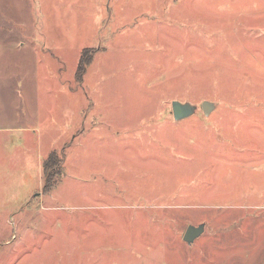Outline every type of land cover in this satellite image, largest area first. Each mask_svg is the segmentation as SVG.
I'll return each instance as SVG.
<instances>
[{
    "label": "rangeland",
    "instance_id": "1",
    "mask_svg": "<svg viewBox=\"0 0 264 264\" xmlns=\"http://www.w3.org/2000/svg\"><path fill=\"white\" fill-rule=\"evenodd\" d=\"M0 264H264V0H0Z\"/></svg>",
    "mask_w": 264,
    "mask_h": 264
},
{
    "label": "water",
    "instance_id": "2",
    "mask_svg": "<svg viewBox=\"0 0 264 264\" xmlns=\"http://www.w3.org/2000/svg\"><path fill=\"white\" fill-rule=\"evenodd\" d=\"M215 105L211 102L204 101L202 102L200 108L205 116H208L209 113L213 110ZM197 111V107L190 103H181L179 101L171 102V112L173 120L176 122L185 120L193 116ZM205 231V224L201 223L197 226L188 225L183 234L182 240L187 245H192L195 240L200 238Z\"/></svg>",
    "mask_w": 264,
    "mask_h": 264
},
{
    "label": "trees",
    "instance_id": "3",
    "mask_svg": "<svg viewBox=\"0 0 264 264\" xmlns=\"http://www.w3.org/2000/svg\"><path fill=\"white\" fill-rule=\"evenodd\" d=\"M62 162L63 157L56 151H53L42 163L43 174V191L44 193L50 192L56 183L53 179L62 175Z\"/></svg>",
    "mask_w": 264,
    "mask_h": 264
},
{
    "label": "crops",
    "instance_id": "4",
    "mask_svg": "<svg viewBox=\"0 0 264 264\" xmlns=\"http://www.w3.org/2000/svg\"><path fill=\"white\" fill-rule=\"evenodd\" d=\"M33 141H34V140H32V144H33Z\"/></svg>",
    "mask_w": 264,
    "mask_h": 264
}]
</instances>
